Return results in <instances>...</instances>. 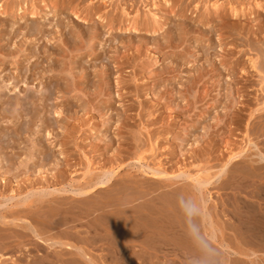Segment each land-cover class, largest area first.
Wrapping results in <instances>:
<instances>
[{
	"label": "bare ground",
	"instance_id": "bare-ground-1",
	"mask_svg": "<svg viewBox=\"0 0 264 264\" xmlns=\"http://www.w3.org/2000/svg\"><path fill=\"white\" fill-rule=\"evenodd\" d=\"M191 2L192 0H0V26L2 27V28L0 27V41L6 39L5 40L6 43V41H10L11 38L16 37L20 32L24 37L23 41L26 40L27 38L30 39V37L32 39L33 35H35L36 33H40V35L45 39V41L62 38L61 39L62 44L67 46V50L65 53L62 52L59 48H53L52 51L49 52L47 51L48 49L46 47L44 48V46L42 45L41 48H39L40 46L37 48V52H33L32 50H30L27 52V54L24 55L25 59H28L30 56L32 57L35 56L36 58V60H34V62H32L29 65V71H31L32 74H35V72H37L36 71L38 65L37 59L39 57L42 59L43 58L47 59L49 58L50 54L60 57V59H55V60L51 59L49 61V64L47 65L48 67H46L43 70V72L39 71V74L40 72L42 74L40 75L41 77H45V75H47L49 82H51V79L53 80V82L51 85L50 83L48 84L45 83L44 85H42L44 89L41 90L40 95L37 98V101L41 105V110L45 109V111L47 110L48 113H51V115L54 116L52 117L53 118L52 121L50 120V118H47L45 120L46 117L45 118L42 117L44 123V127L42 130L44 131L43 133L45 135L48 136L50 134L51 137H53V139L49 143L50 144L52 143V147L54 146L56 147L55 150L57 151V155L62 154V160L60 161H58V159L53 158L54 162L52 164L54 165L55 171H51V170L48 171V169H51L52 167L51 168L48 167L47 169V167L46 168L44 167L45 163L43 164L41 162L38 164L33 159L34 155L37 156L40 154L42 157L41 160L43 159L44 161L49 160V157L47 156L48 153L46 152V148H47L46 145L45 147L39 146L40 148L36 152V154L32 151H29L27 154H25V156L23 155L24 157L19 158L18 160L14 159L19 157L20 155V154L16 155L14 153L15 151H13L15 144L18 143L19 145L18 140L20 139V134H23V132H28L27 134L31 137L32 134H35L36 132L38 133V130L32 131L29 128L30 126L29 118L33 119L32 117H34V114L36 112L33 109H32L33 112L32 111L28 112L29 110L28 108H26L27 107L26 105L30 102H28L27 104L23 102L26 97L29 98L30 96L29 94L30 92L26 91L27 89H25V93H23L25 97L23 96L24 98H22V100H20L21 98H18L17 96L14 95H13L14 97H11V99L3 100L5 96L1 95L2 86L7 88V83H9L10 85L7 88V92L10 93V91H15V88L17 87V82L21 80L17 78L18 76L21 75L20 74L21 68H20V63L16 59L10 62L11 64H14V68L16 70V74L14 75V78H16L15 81L8 82V80L12 79L13 77L12 76L10 78L9 75L8 76L6 75L5 78L2 75L0 78V82H4L2 83L4 85L0 83V118L1 120H6L12 124V130L9 131L7 128H3V127L1 128L0 126V158L4 157L6 159V168L4 170H0V198L2 197L12 198L15 197L16 195L18 197L23 193H27L29 190L43 189L49 186H52V188H55L58 191H62L64 190L63 183L73 184L74 182H76L75 185L76 187L74 188L73 186L74 191L70 192L72 193V195H74L73 199L81 201L86 198L87 199L93 198V196H97V194H100L99 197L102 198V200L100 199L101 200L100 201L99 198L94 199V201L92 202L94 203V206L91 207L95 208L94 210L100 209L106 213L112 212L111 211L112 209L116 210L115 214L112 217L111 216L105 217L107 219L111 217V219L108 220L109 222L106 221L107 224L105 226L107 228V232L108 230L114 231L115 232L114 235L120 240L119 246L117 245H116L117 247L113 246L114 251L124 254L129 249L128 242L137 241L140 244V242L142 241L144 242V240L146 239L147 241L149 239L151 240L156 239L157 241H159L160 243L157 242L158 245L160 244L159 247L155 243L157 246L156 247L157 250L165 249L163 247L170 245L179 247V249L182 248L187 253H193V252L197 253V251L201 252L205 250L204 245L207 244V241L205 240L204 236L201 235V233L199 234L197 232L198 230L196 231L197 228L196 223L188 220L191 214L189 213L187 200L182 199V194L186 193L188 189L191 188L196 189L197 184H199V186L201 185L202 187L206 188L205 187L206 184H209L211 181H213L212 177H215V173H210L207 170L206 165L208 163L206 164V162L208 160L210 161V159H208L209 152L207 149H205L206 147L203 146V143L204 142L207 143L209 141L211 144L212 138H214V136L217 135L218 132L216 130H219L218 128L220 126L227 127L228 128L227 130L229 131V135L226 134V132L228 133V131H226L225 133H223L224 130L221 133L219 132L221 134V140L223 144L217 142L214 143V144L216 143L219 144V146H216V150L226 151L223 155L221 154L222 156L221 158L220 157L218 158L220 161V165L218 167L219 173L218 175H216L217 177L219 175L221 176V173L224 172V169L227 168L229 163L240 162V160L239 161L237 160L240 157H242L243 154L248 152L247 151L248 146H251L250 145L251 138L253 135L252 136L250 135L251 136L250 138L249 134L251 133L250 132L247 133L250 130L248 128L250 124L247 123V121L250 118V116L254 114L253 111L258 109H260L259 111H261V109H264V102L260 100L261 102H257L254 104L255 105L254 108H250L248 106L247 116L242 114L241 112L243 110H246V106L249 105L250 103V102L248 103L247 101L248 99L245 98L249 93L247 91L248 84L244 82L246 80L249 81L248 73H250L249 72L250 68H252L254 70V73L257 74L256 76H258V80L256 79L257 81L256 86L259 85V89L257 90H260L263 93V99H264V0H197L194 4L192 3L193 6L191 5L192 7L189 8ZM200 8L201 10H199ZM188 9L190 13L192 12L195 13L194 15L195 17L186 15ZM196 9L198 10L196 11ZM68 12L76 20H80L85 23H90L88 24V26L89 25L90 26L87 28L86 31H84V29L81 30V28L76 29L77 30L76 34L78 36L77 37L78 39H75L74 37V35L76 34H74L73 36L71 35L69 37L64 36V34L66 33L62 35L61 28L64 27L65 25L62 24V19L65 17L64 14H68ZM49 17H51L52 20L53 17L55 19L54 26L57 27L56 29V32H58L57 36L56 35L51 36L52 34L49 33L48 30H47V34L45 33L46 26L49 25V23L51 24V22L48 21ZM190 20L192 22H190ZM194 22L196 23L194 24ZM76 25H78V23ZM74 28L76 27L74 26ZM100 28H105L104 29L105 31L104 30L102 31L107 32L109 35H111L112 36L111 38L115 39L117 37L116 43L119 42L121 47H123V50H120L117 44L110 46L112 50H110L111 52L109 54V57L113 62V66L115 67L114 73H117L116 76L113 78L114 81L113 86L115 87L114 90H110V86L108 82L110 70H111V68H109L108 65L106 66V64L101 63L100 67H98L97 69L94 68L93 71L90 72L89 70H87V67L82 66L80 61V59H84V57L86 56H90V58L93 59L99 57L100 53L95 52V47H97L98 44H99L98 49L99 50L101 49L102 51L105 52L104 50L105 41L101 43V39H102L101 37H103L104 35L101 34ZM119 31L121 33L127 32L126 34L128 35L129 33H131V36L129 38H126L127 40H124L123 38L124 36L122 37L116 34V32ZM194 31H196V34L191 35L190 33H193ZM140 32L143 33L144 35L146 34L148 37L138 38L136 40V43H133V39L136 37V33L138 34ZM211 34L212 35L216 34L217 36L215 38V40L217 39L216 42L212 41ZM45 35L47 36L45 37ZM150 36L153 37L154 39L153 42H150ZM187 40H189L188 43L190 44H193L191 42L196 43L197 49L202 50L204 54V60L208 61V63L207 65H203V64L200 66L197 65L198 67H194L191 65L194 68L193 73L186 79L185 82L183 83L181 82L182 83L181 85H183V90H179L174 88V85L178 83V81H175L173 79L176 76V74L172 73L174 72L175 67H177L176 65H178L179 67L185 65V67H182V69L179 72L187 73L190 71V68H186V64L188 62L191 61L194 62L195 60L197 61L199 59L197 56H195V52H191L187 47L181 46L182 43ZM211 44L213 47H217V50L220 52L219 56L216 55L218 57V61H216L215 57L211 58L210 55L207 56V49L212 47ZM239 46H243L245 49L242 50V48L241 49L237 48ZM1 47L2 46L0 44V56H1L0 66H2L0 71L5 68L4 65L6 62H8L6 59L7 57L9 56L11 58L15 57L14 55L15 53L13 54L12 49H7L5 51L6 47L5 49ZM178 47H180V49H177ZM15 51L16 52L22 51L21 46L19 48H16ZM246 53L248 57L246 59L245 58L243 59L242 56L245 55ZM163 55L166 56L165 59L167 62H165V64L161 65L159 69H154V67L150 69L148 68L149 66H153L154 63L159 61L157 58L158 56L163 57ZM190 56L192 57V59H190ZM146 58L150 59V61L149 62L143 61V59ZM76 67L80 68V73L75 72L74 69H76ZM126 67L130 68L129 70L130 72L129 73L127 72L128 74L125 76L123 72ZM139 67L142 68L144 72L149 73L147 79L145 78L146 75L145 73L144 74L143 72L140 73ZM222 70L225 71L224 76L228 77L229 79L228 81H226L227 84L225 86L223 85L224 83L222 84V82L221 83L219 82L220 81L219 76L220 75L223 76ZM64 74H69L70 80L66 79L67 77L65 78ZM215 77H217L215 80L216 83H213ZM27 79H28L27 83H29L32 82V80L35 78L32 75ZM138 80L144 81L141 86H139L138 82H135ZM241 80L244 81L242 82ZM200 81L202 82L201 84H203L201 92L203 91L204 97L210 96V99H212L211 106L207 105L208 107L205 106V109L203 108L201 109L202 115L203 113L205 114L209 113L208 109L210 107L211 109L213 108V110L214 109L217 110V107L221 103H222L221 108L224 109V112L221 115H219V113H217L216 115L215 113L213 124L212 122L211 124L208 123L205 124L203 122L204 120L203 119L201 120L199 118H195V119L191 118L190 120L187 118L188 121L190 122L188 124L186 123V125L182 128L184 131L183 133L185 135V138H182L181 133H179L181 131L179 130L173 131L174 128L176 127V124L178 125V123L177 122L172 123L170 121H167V119L164 118L165 116H163L162 114L165 109L174 110V104H175L174 100L177 97L180 98L181 100L183 99L185 100V102L182 104L181 107H187V108L180 109L179 107L180 111L170 110L172 113L173 112L175 113L173 115H171L172 113L169 114L174 118L179 115L181 116L188 113L193 108V105L196 102H200L201 100L199 95L195 96L193 93L197 83ZM168 84L170 85L169 88L166 87ZM161 85L163 88L160 90L159 87ZM50 86H52V89ZM54 89L60 93L61 101L53 104L52 105L53 107H51V105L48 106L47 99L49 98V96L52 93V90ZM215 89H216L215 95L211 96V92ZM19 90H20L19 87H17V92ZM141 90H143V93L141 92ZM221 90H223L224 94L221 92ZM103 94L106 95V98L103 100L99 99V97ZM141 94H143V96L145 97H143V99L140 100L137 99V102L135 104L127 102L129 100L128 95L135 96L138 98V96H140ZM114 96H116V99H114ZM161 97L164 98L163 103L160 102ZM30 98L33 97L30 96ZM145 98H149L150 100L148 101ZM226 100L228 102H225ZM113 101H118L120 103L119 105L121 108L120 114H118V117L113 121V122H117L116 129L115 131H113L114 135L117 136L116 140H113L112 136L111 137L107 136L110 133L106 134V131L111 126V125L105 126L107 123H110L109 122L110 116H107L106 118L103 117L107 111L111 113ZM246 101L248 104L246 103ZM148 102L150 103L148 104ZM72 105H75L77 108H79L78 110L82 111V113H80L79 116H73L74 114L68 113ZM103 109H105V111H99ZM64 110L65 113H63ZM94 110L98 111L97 115L91 113V111ZM155 113L157 115L151 117ZM27 114L29 118L26 119L27 121L25 125L21 126V123L24 122V121L23 122L20 121L22 118L21 116L22 115L27 116ZM86 114L89 115L87 116V120H84L86 118H83V116ZM196 114L198 113H195V115ZM202 115L198 114L197 116L201 117ZM243 115L246 117H244ZM263 116L260 117L263 118ZM97 117H100V119L95 120V118ZM92 119H94L95 121H93ZM131 119H133V121L134 120L137 121V123L135 124L133 123L134 126L129 123V120ZM183 120L185 121V119ZM53 122L56 124L55 127L51 126ZM259 122L258 123L251 122V124H253L250 125L252 127L251 130H253V133L255 134H257L258 130L260 131V133L264 132V122L263 121H262L263 123L261 121ZM88 123L89 126L87 127V129L86 128L84 129L85 127L84 125ZM202 123H204L205 125L203 124L204 126H202ZM240 123H243L241 125H245V127L242 128V130H240V132L242 133L243 141L237 143L236 141H234L232 136L235 135L234 130H237ZM110 124H112V122ZM197 124L201 125L200 128L201 127L204 128L203 130L204 132L203 133L201 132L202 134L201 136H199V140L201 141L196 140L195 137L194 138L191 137L192 135L194 136V131L196 130ZM230 125H233L232 128L230 127ZM102 126H104L103 129ZM209 127L212 128V130L208 132ZM57 128H59L60 131L59 132L54 131L53 133V130ZM247 128L249 129L248 131ZM29 129L31 131H29ZM213 130L215 133L212 134ZM98 131H102L100 132V134L102 133L103 135L102 137L104 138L103 139L99 138V140H102V143H99V141L98 142L93 141V136ZM77 133H81V135H83V137H81V141H84L83 143L82 142L80 143L79 140L77 139L78 138ZM175 140L179 142L178 143L176 142L174 145L173 143L175 142ZM184 140L186 141L187 144H189L190 148H188L189 147L188 146L187 147L188 149H186V145H185V149H184V146L183 147L181 146ZM114 141H117V146L112 148ZM31 142L32 145H36L34 140H32ZM193 144L195 146H193ZM165 146L167 147V150L165 152L156 153V151H158L159 148L161 147L163 148ZM85 147H88V149L87 148L85 149ZM8 148H10V150L12 151L10 156L6 155V150ZM73 149L74 151L77 152V155L79 157L78 160L71 163L69 161L70 159L72 160L70 155L72 154L71 151ZM109 150L111 152V155L106 156L105 154ZM178 151L181 152V156L183 155V157L181 158V160L179 159L180 163H178L177 161L175 162L176 164H174L171 167L164 166V163H162V161L158 157L161 154L166 153L169 154L170 157L173 159L174 156L178 154ZM210 154H212V152H210ZM56 157L59 158L58 156ZM178 157H180L179 154ZM248 158L249 157L246 156V160H248ZM126 159L128 160L133 159L135 160V162H138V164H141L142 167L143 164H145V167H147L146 170L140 168L139 169L140 172L142 170V172L144 173V174L142 173L144 176V182L148 181L147 188H150L151 191H156L162 187L164 188V187L172 186L176 182L174 180V177H176V175L182 174L184 179V184L181 187H173L171 193V194H175V198L177 201L179 200V202H177L176 204L175 203L176 200L175 201L173 200L172 202H174L175 204L174 203L172 204L171 198L169 197L170 203L168 202L169 200L167 199L168 200L167 202L169 204L166 206V208L163 205H161L165 209L164 210L162 209L160 211L156 210L157 208L155 209L154 208L155 206L153 207V205L151 206L149 205V203H144V202L142 203L139 202L140 204L138 205L136 204L135 207L131 206L134 208H129L130 206H128L127 204L128 203L130 204V202H133L135 199H137V196L136 197L133 196L132 198H127L128 196L126 194H124L126 197L121 194L123 197H120L119 199L116 200L115 196H118L119 194L118 195L114 194V192L113 194L112 193L110 194V192L107 193L109 191L106 190L108 184L110 183L111 185L112 179L119 175V168L122 166V164ZM186 159H190V160H186ZM241 161L244 160L241 159ZM258 161H264V156H261L260 153L258 154V159H256L255 163H257ZM217 164L219 163L217 162ZM217 164L216 167L218 166ZM28 165L31 168H33V171L35 169V172L37 174L42 175L44 173L42 175L43 178H41L42 176H40V178L38 176L31 178L32 175L30 176V172H32V170L31 168H29ZM75 165H77V167H75ZM252 165L253 163L250 164V167ZM191 166L193 167L190 168ZM256 166L257 165H255V167ZM246 169L247 168H244V170L242 171L245 173V175L246 173L249 172L248 169L247 170ZM94 170L106 174L101 178H97L98 176H96V179H94L96 173L91 174V172ZM77 171L80 172L76 178L69 176L70 174H73L72 172H77ZM250 171L252 172V170ZM19 172L23 173V175L21 174L22 176L18 178L17 176L19 175H17V173L19 174ZM47 174L51 176L50 180L49 178H47ZM24 176L25 178H23ZM86 177L88 178L86 179ZM178 178L181 177L178 176ZM145 179L147 181H145ZM261 185L260 184L256 185L257 190L255 189L256 190L255 192L252 191L254 192V196H258L260 190L264 191L263 190L264 188L262 189V187L264 186ZM135 194L140 196L139 193H135ZM260 194L262 195L263 193ZM160 195L161 194H159V198L162 197ZM172 196L174 197V195ZM16 200L17 199L15 198L16 203L14 202L13 205L24 204L26 206H29L30 203H32V201L30 200L29 202L26 201L17 202ZM38 200L40 202L43 199L42 200L38 199ZM161 201H163V199ZM165 201L166 199L163 202ZM95 203H97V205H95ZM120 204L122 205L121 207ZM192 204L194 206L193 208L198 211L199 202L196 196L193 194H192ZM242 207H244V205ZM161 208L162 207H160V209ZM239 208L238 209L236 208L237 210L235 211L233 210V212L237 216L235 217L236 218L235 221L237 222L236 228L241 229L243 233V236L240 233V238L246 237L247 239L245 240L247 241V243L248 241L252 243L253 239L264 240V218H262L259 212L255 210L256 208L254 207L253 203L250 201L245 202L244 208L246 210L244 213H242L239 210ZM55 212L57 214V211ZM23 213L24 215H27L30 212H28L27 214L25 212ZM206 213H203L201 215V222L205 220V216L206 217L211 216L209 214L207 216ZM20 214H21L20 210L17 209L14 210L12 208L9 209L8 211L6 210H3V212L1 211L0 230L3 227L5 228L9 226L10 228L11 225L19 226L18 228L22 227L25 230L31 227L30 224L33 220L35 221V223L36 222L39 223L38 219H36L35 217H33L34 219L30 218L31 221L29 222V220L26 219L27 218L26 216L22 217ZM178 214H180L181 216L180 215L178 216ZM28 217H32V215ZM76 218L77 219L71 220V222L62 219L58 221L55 220L54 225L63 226V224L68 225L69 223L75 222L69 224V228L71 229L75 227L76 221L81 219V218L78 219V217ZM210 218L211 217H209V219ZM1 225H3V227ZM222 225L221 222H218L217 220L215 221L209 220L206 226L204 225L203 231L206 237H208L211 240L212 242L211 245L214 244L220 247V249L222 248L226 250L228 254L235 255L234 257L235 260L241 261L242 256L248 255L247 252L241 246L237 245L235 248H231L228 245V243L224 242L220 238L218 239L215 236L216 231L221 232V229L223 228ZM9 228L5 230H8ZM43 228L42 229L39 228V230L42 232ZM30 229L32 228H29V230ZM54 229H56V227ZM75 230H76L75 232L78 233L77 232L78 228H75ZM38 232L34 234L32 233L31 230L32 233L31 236L35 235L37 237L35 239H38V240L34 239L35 240L34 245L36 247L40 242L41 243L43 242V243H48L50 247L51 246L54 247V245L59 246V249L58 250L56 249L58 253L66 252L71 255H78V256L80 253H82L78 245H76L74 241L71 242L68 239L73 238L74 240L76 239V241L77 240L82 241L83 239H80L81 237L75 236L74 235L75 233L71 231L70 232L60 231L61 233L58 232V230L56 232L52 231L51 232L52 234H49V236H45L44 238L40 237L39 235H41V233L38 234ZM62 234L66 238L67 237L69 238L67 240L66 239L63 240ZM1 235L3 237H1ZM1 235L0 237L3 238L4 241L5 239L4 237L7 236H4L5 234H1ZM12 235L19 236V233L15 232L14 229ZM47 240L50 241L47 242ZM6 241H4V243L1 244L0 247L1 249L7 250L9 246L12 247V245L6 244L5 243ZM153 241L155 242V240ZM146 248H148V246ZM172 250L174 249L172 248ZM216 250L215 249L212 250L214 254L217 253ZM140 252L142 251L140 250ZM137 253L139 252L137 251ZM146 253H149V251ZM9 254L0 253V263H4L10 260L12 263L20 264L19 261L16 259V257L13 258V256ZM81 255L82 254H80V256ZM185 255L187 256V254ZM141 256L139 257L141 258ZM92 261L89 262L92 263ZM237 262L238 261H234V263L231 264H239ZM68 263L83 264L75 256H72L69 259Z\"/></svg>",
	"mask_w": 264,
	"mask_h": 264
},
{
	"label": "rangeland",
	"instance_id": "rangeland-1",
	"mask_svg": "<svg viewBox=\"0 0 264 264\" xmlns=\"http://www.w3.org/2000/svg\"><path fill=\"white\" fill-rule=\"evenodd\" d=\"M197 0H195V1H193L192 0V2H191V4H190V6H189V8H191L193 5H192V3L194 4L195 2H196ZM192 5V6H191ZM198 9H196V11H197ZM199 10H201V8L199 9ZM65 15V17L62 19V24L64 25V27H62L61 29H62V35L64 34V33H66V34H64V36H66V37H69V36H73L74 34H76L77 32V28H81V30H83L84 29V31H86L87 30V28L90 26H88V24H90V23H85V22H82V21H80V20H76L75 18H73L72 17V15L71 14H69V12H68V14H64ZM186 15L187 16H191V17H195L194 15H195V13L194 12H192V13H190V11H189V9L187 10V12H186ZM50 18V19H49ZM48 18V21H50L51 22V24L49 23V25H47L46 26V31H45V33L47 34V30H48V32L49 33H51L50 35L51 36H57L58 35V32H56V29H57V27H55L54 26V24H55V19H54V17H53V20H52V18L51 17H49ZM47 21V20H46ZM45 21V22H46ZM68 21H70V22H68ZM73 21V22H72ZM78 21V22H77ZM190 22H192L191 20H190ZM78 23V25H76ZM196 22H194V24H195ZM76 27V28H74V26ZM81 25V26H80ZM52 26V27H51ZM1 27V26H0ZM2 28V27H1ZM105 28H100V32H101V34H103L104 36L103 37H101L102 39H101V43L103 42V41H105L103 44H104V50H105V52L104 51H102L101 49L99 50L98 49V46H99V44H98V46L97 47H95V52L96 53H100V56L99 57H97L96 59H93V58H90V56H86V57H84V59H80V61H81V64H82V66L83 67H87V70H89L90 72L91 71H93V69L95 68V69H97L98 67H100L101 66V63L102 64H106V66L108 65V67L109 68H111V70H110V75H109V79H108V82H109V86H110V90H114L115 89V87L113 86L114 84H113V78L116 76V74L117 73H114V71H115V67L113 66V62L111 61V58L109 57V54H110V50H112V48H110V46H112V45H116L117 44V46L119 47V49L120 50H123V47H121V45H120V43L119 42H117L116 43V38L114 39V38H111L112 36L111 35H109L107 32H104L105 30H104ZM102 30H104V31H102ZM54 32V33H53ZM56 32V33H55ZM103 32V33H102ZM127 32H124V33H121L120 31L119 32H116V34H118V35H120V36H124L123 38H124V40H127L126 38H129L130 36H131V33H129V35L128 34H126ZM70 34V35H69ZM191 35H195L196 34V31H194L193 33H190ZM108 35V36H107ZM212 35V34H211ZM6 36V35H5ZM47 35H45V37H46ZM102 36V35H101ZM128 36V37H127ZM34 37V38H33ZM33 37H32V39H31V37H30V39L29 38H27L26 40H24L23 41V36H22V33L20 32V33H18V35L16 36V37H13V38H11V40L10 41H6V43H5V40H3V41H0V44H1V46L5 49V47H6V49H5V51L7 50V49H12L13 50V54L15 55V57L13 58H11L10 56L9 57H7L6 59H7V61L9 62H6L5 63V65H4V71L3 70H1L0 71V78H1V76L3 75L4 76V78L6 77V75L8 76H10V78L12 77V79H9L8 80V82H10V81H15V79L16 78H14V75L16 74V70H15V68H14V64H11L10 62H12V61H14L15 59L20 63V68H21V75L20 76H18L17 78H19V79H21L20 81H18L17 82V87H19V91L17 92V87L15 88V91H10V93L9 92H7V88H8V86L10 85L9 83H7V88H5V87H3L2 86V89H1V95L2 96H5L4 97V99L3 100H6V99H11V97H14V96H17L18 98H21L20 100H22V98H24L25 97V95L23 94V93H25V89H27L26 91L27 92H30L29 94H30V96H32L33 98H30V96H29V98H25V100L23 101L25 104H27L28 102H30V103H28L26 106V108H28V112H30V111H32V109L33 110H35V114H34V117H32L33 119H30L29 118V116H28V114H27V116L25 115V116H21L22 118H21V122H23V123H21V126H23V125H25V123H26V119H28L29 118V128L32 130V131H36V130H38V133L36 132L35 134H32V136L30 137L27 133L28 132H23V134H20V139L18 140V142H19V145H18V143H16L15 144V147H14V149H13V151H15L14 153L17 155V154H20L19 155V157H17V158H14L15 160H18L19 158H22V157H24L25 156V154H27L29 151H32V152H34L35 154H36V152L39 150V146H44L45 147V145H46V152L48 153V157H49V160H47V161H44V159L43 160H41L42 159V157H41V155L39 154V155H34L33 156V159L35 160V162L36 163H45L44 164V167L46 168L47 167V169H48V167L49 168H51V169H48V171L49 170H51V171H55V169H54V165L52 164L53 162H54V159H58V161H60V160H62V154H58L57 155V151L55 150L56 149V147L54 146V147H52V143L50 144L49 142L53 139V137H51V135L49 134L48 136L47 135H45L43 132V127H44V123H43V118H45V120L47 119V118H50V120L52 121L53 120V118L52 117H54L53 115H51V113H48L47 112V110L45 111V109H43V110H41V105H40V103L37 101V98L39 97V95H40V92H41V90H43L44 89V87L42 86V85H44L45 83H50V85L52 84V82H53V80L51 79V82H49V79H48V77H47V75H45V77H41L40 75H42L41 74V72H40V74H39V71H42L43 72V70L46 68V67H48L47 65L49 64V61L52 59V60H55V59H60V57H58V56H54L53 54H50V56H49V58H47V59H42V58H38L37 60H38V65H37V72H35V74H32V72L31 71H29V65L32 63V62H34V60H36V58H35V56H30L28 59H25V57H24V55L25 54H27V52L28 51H30V50H32L33 52H37V48L39 47V48H41V46L43 45L44 46V48L46 47L48 50L47 51H49V52H51L52 51V49L53 48H59L62 52H66V50H67V46L66 45H64V44H62V42H61V39L62 38H60V39H51L50 41H45V39L40 35V33H36L35 35H33ZM61 37H63V36H61ZM74 37H75V39H78L77 37V34L76 35H74ZM111 38V39H108V38ZM147 38L148 36L145 34H143V33H136V37L133 39V43H136V40L138 39V38ZM161 37V36H160ZM217 36H216V34H213L212 35V41H214V42H216V40H215V38H216ZM113 39V40H112ZM58 40V41H57ZM59 40H60V42H59ZM112 40V41H111ZM153 37L152 36H150V42H153ZM162 40V39H161ZM18 41V42H17ZM23 41V42H22ZM126 42V41H125ZM189 42V40H187V41H185V42H183L182 43V45L181 46H185V47H187L191 52H195V56H197L199 59L196 61H194V62H188L187 64H186V68H190V71L189 72H187V73H185V72H179L181 69H182V67H185V65H182V66H178V65H176L177 67H175V70H174V72H172L173 74H176V76L173 78L175 81H178V83H176L175 85H174V88L175 89H179V90H183V85H181L183 82H185L186 81V79L193 73V70H194V68L192 67V66H194V67H198V66H200V65H207V63H208V61H205L204 60V54H203V52H202V50L201 49H197V45H196V43L195 42H191V43H193V44H190V43H188ZM8 43V44H7ZM20 43H21V45H20ZM195 43V44H194ZM14 45V46H13ZM195 45H196V47H195ZM17 46V47H16ZM21 46V49H22V51H18V52H16L15 51V49L16 48H19ZM57 46V47H56ZM211 46H212V44H211ZM1 47V48H2ZM194 47V48H193ZM110 48V49H109ZM237 48H242V50L243 49H245L243 46H239V47H237ZM237 48H235V49H237ZM4 49H3V51H4ZM26 49H27V51H26ZM177 49H180V47H178ZM196 49H197V51H196ZM36 50V51H35ZM218 50H217V47H210L209 49H207V56H211V58L212 57H215V59H216V61H218V57L217 56H219V54H220V52L218 53L217 52ZM19 53V54H18ZM18 54V55H17ZM104 55V56H103ZM217 55V56H216ZM1 57V56H0ZM51 57V58H50ZM165 57L166 56H164L163 55V57L162 56H158L157 58H158V60L159 61H157L156 63H154V65L153 66H149L148 68L150 69V68H152V67H154V69H159L160 67H161V65H163V64H165V62H167L166 61V59H165ZM248 57V55H247V53L245 54V55H243L242 56V58L244 59H246ZM108 58V59H107ZM101 59V60H100ZM190 59H192V57L190 56ZM27 60V61H26ZM43 60V61H42ZM91 60V61H90ZM108 60V61H107ZM105 61H106V63H105ZM143 61H145V62H149L150 61V59H143ZM23 62V63H22ZM28 62V63H27ZM161 63V64H160ZM12 65H13V68H12ZM192 65V66H191ZM198 65V66H197ZM173 66H174V64H173ZM1 67L2 66H0V69H1ZM27 67V68H26ZM249 69V68H248ZM251 69V70H250ZM249 69V72L250 73H248V79H249V81H244V80H241L242 82L244 81L245 83H247L248 84V88H247V91H248V95L245 97L246 99H248L247 101H248V103H249V105H247L246 106V110H243L241 113L242 114H244V115H246L247 116V114H248V110H247V108H248V106L250 107V108H254L255 107V103H257V102H264V99H263V93L260 91V90H257V89H259V85H257L256 86V84H257V81H256V79L258 80V76H256L257 74L256 73H254V70L252 69V68H250ZM75 70V72H79L80 73V68L79 67H76V69H74ZM79 70V71H78ZM130 68H128V67H126L125 69H124V72H123V74L126 76L130 71ZM142 68H140L139 67V71H140V73H142L143 72V74L145 73L146 75H145V78L147 79L148 78V76H149V73H147V72H144V70H142ZM253 70V71H252ZM128 72V73H127ZM224 70H222V73H223V76L222 75H220L219 76V78H220V83L222 82V84L225 86L227 83H226V81H228L229 79H228V77H226V76H224ZM30 74H32L33 75V77L35 78V79H33L32 80V82H29V83H27V78H29L30 76H32V75H30ZM24 76H25V78H24ZM139 76V75H138ZM147 76V77H146ZM38 79H37V78ZM64 77L66 78V79H68V80H70V75L69 74H64ZM42 78V79H41ZM46 78V79H45ZM216 78L217 77H215L214 78V81H213V83H216ZM227 78V79H226ZM24 79H25V81H24ZM40 80V81H39ZM145 80V79H144ZM253 80V81H252ZM211 81V80H210ZM210 81H209V83H210ZM41 82V83H40ZM135 82H138V84H139V86H141L142 85V83L144 82L143 80H138V81H135ZM182 82V83H181ZM1 84L2 83H4V82H0ZM6 83V82H5ZM202 82L200 81V82H198L197 83V85H196V88L194 89V95L196 96H198L199 95V97L201 98V100H200V102H196L194 105H193V108L188 112V113H186L185 115H179V116H177V117H172L171 115H173L175 112H171V111H180V109H185V108H187V107H181L182 106V104L185 102V100L183 99V100H181L180 98H176L175 100H174V110H171V109H168V110H164V112H163V116H165L164 118L165 119H167V121H170V122H172V123H174V122H177L178 123V125L176 124V127L174 128V130L173 131H175V130H179V131H181V132H179V131H177V132H179V133H181V137L182 138H185V135H184V131H183V127L186 125V123L188 124L190 121H188V119L190 120L191 118L192 119H195V118H199V119H203L204 121V123L206 124V123H208V124H211V122H212V124H213V122H214V116H215V113H216V115H217V113H219V115H221L223 112H224V109H222L221 108V105H222V103L217 107V110L216 109H214L213 110V108L211 109V107L208 109V111H209V113H203V115H202V113H201V109L203 108V109H205V106H211V100L212 99H210V96L208 97V96H205L204 97V93H203V91L201 92V89H202V86H203V84H201ZM251 83V84H250ZM250 84V85H249ZM2 85H4V84H2ZM51 87V89H52V86H50ZM132 87V86H131ZM130 87V88H131ZM167 88H169L170 87V85L168 84L167 86H166ZM24 88V89H23ZM42 88V89H41ZM163 87H162V85L159 87V89L161 90ZM255 90H257V91H255ZM225 91V90H224ZM260 91V92H259ZM17 92V93H16ZM141 92L143 93V90H141ZM221 92L223 93V90H221ZM14 93V94H13ZM215 93H216V89L215 90H213L212 92H211V96L212 95H215ZM260 93V94H259ZM4 94V95H3ZM224 94V93H223ZM14 95V96H13ZM260 95V96H259ZM8 98H7V97ZM9 96H10V98H9ZM24 96V97H23ZM55 96V97H54ZM59 96V97H58ZM128 97H129V100L127 101L128 103H133V104H135L136 102H137V99L138 100H140V99H143V97H145V96H143V94H141L140 96H138V98L137 97H135V96H130V95H128ZM106 98V95L105 94H103V95H101L100 97H99V99H105ZM261 98V99H260ZM27 99V100H26ZM114 99H116V96H114ZM146 100H150L149 98H145ZM224 99V98H223ZM28 100H31V101H28ZM50 100V101H49ZM228 100V99H227ZM225 101V102H228V101ZM261 100V101H260ZM61 101V97H60V93L59 92H57L55 89L54 90H52V93H51V95L49 96V98L47 99V104H48V106L49 105H51V107H53L52 105L53 104H55V103H58V102H60ZM247 101H246V103H247ZM50 102V103H49ZM126 102V103H127ZM160 102L161 103H163L164 102V98H160ZM208 102V103H207ZM150 102H148V104H149ZM247 103V104H248ZM120 103L118 102V101H113V103H112V111H111V113L109 112V111H107L105 114H104V118H106L107 116H110V123L112 122V124H110V123H107L105 126H110L109 127V129L106 131V134H108V133H110V134H108L107 136L108 137H111L112 136V139L113 140H116L117 139V136H115L114 135V132L113 131H115V129H116V125H117V122H113L117 117H118V114H120V111H121V108H120V105H119ZM253 104V105H252ZM119 105V106H118ZM176 105H178V106H176ZM30 108H29V107ZM207 106V107H208ZM119 107V108H118ZM179 107H180V109H179ZM71 109H69V112L68 113H70V114H74L73 116H79L80 115V113H82V111L81 110H78L79 108H77L75 105H72L71 107H70ZM77 112H76V111ZM171 110V111H170ZM216 110V111H215ZM260 109H258V110H255V111H253V113L254 114H252L251 116H250V118L248 119V121H250V122H248L247 121V123H249L250 125H253V124H251V122H259V121H263L264 122V116H263V114H264V109H261V111H259ZM45 111V112H44ZM99 111H105V109H103V110H99ZM33 112V111H32ZM117 112V113H116ZM133 112V111H132ZM214 114H212V113ZM257 112V113H256ZM63 113H65V110H64V112ZM79 113V114H78ZM91 113L92 114H94V115H97L98 114V111L97 110H94V111H91ZM171 115H170V114ZM195 113H198L199 115H202L201 117L200 116H197L198 114H196L195 115ZM263 113V114H262ZM168 116H167V115ZM191 114V115H190ZM261 114V115H260ZM89 114H86V115H84L83 116V118H86V119H84V120H87V116H88ZM155 115H157L156 113L153 115V116H151V117H154ZM208 115V116H207ZM210 115V116H209ZM213 115V116H212ZM243 115V116H244ZM259 115V116H258ZM62 116V115H61ZM246 116H244V117H246ZM259 118H258V117ZM260 116H263V118L262 117H260ZM24 117H25V119H24ZM27 117V118H26ZM43 117V118H42ZM60 117V116H59ZM205 117V118H204ZM211 117V118H210ZM213 117V118H212ZM188 118V119H187ZM252 118H254V119H252ZM261 118V119H260ZM96 119H100V117H97V118H95V120ZM183 119H185V121L183 120ZM252 119V120H251ZM259 119V120H258ZM263 119V120H262ZM93 121H95L94 119H92ZM91 120V121H92ZM174 120V121H173ZM178 120H179V122H178ZM258 120V121H257ZM90 121V122H91ZM135 121V122H134ZM133 121V119H131V120H129V123L131 124V125H133L134 126V124L135 123H137V121L136 120H134ZM182 121V122H181ZM188 121V122H187ZM181 122V123H180ZM262 122V123H263ZM3 123V124H2ZM33 123V124H32ZM134 123V124H133ZM183 123V124H182ZM185 123V124H184ZM204 123H202V126H204L205 124ZM260 123V122H259ZM204 124V125H203ZM241 124H243V123H240V125L238 126V128H237V130H239V131H237V130H234L235 131V135L234 136H232L233 137V139H234V141H236L237 143L239 142H242L243 141V139H242V133L240 132V130H242V128H244L245 127V125H241ZM6 125V126H5ZM183 125V126H182ZM249 125V129L247 128V133H251V134H249V136L251 135H253L252 136V138H251V136H250V138H251V146H248V149H247V151L248 152H246L245 154H243L242 155V157H240L237 161H239L240 160V162H232V163H229L228 164V166H227V168H225L224 169V172L223 173H221V176L219 175L218 177L216 176V175H218V173H219V169H218V167H219V165H220V161H219V157L221 158L222 156H221V154L223 155L226 151L225 150H216V146H219V144H217V143H221V144H223L222 143V140H221V132L224 130V132L223 133H225L226 131H228L227 129V127H224V126H220L218 129L219 130H216L219 134H220V137H219V134L217 133V135L216 136H214V138H212V141H211V144H210V142L208 141L207 143H203V146H205L206 148L205 149H207L208 150V152H209V154H208V159H210V161L208 160L207 162H206V166H207V170H208V172H210V173H215V177H212L213 179V181H211L209 184H206V188H204V187H202L201 185L199 186V184H197L196 185V189H194V188H191V189H188V191L186 192V193H183L182 194V199L183 200H187V206L189 207V213L191 214L190 216H191V218H194V219H191L190 218V216H189V218H188V220H190V221H192V222H194V223H196V231L200 234L201 233V235H203L204 236V238H205V240L207 241V244L206 245H204V249L205 250H203V251H197V253H195V252H193V253H187L184 249H182V248H180L179 249V247H176V246H165V247H163V248H165V249H161V250H157L156 249V247L158 246H160V244L158 245V243L157 242H159V241H157L156 239H149L148 241H147V239L146 240H144V242L142 243V242H140V244H139V242H137V241H133V242H128V247H129V249L123 254V253H119V252H116V251H114L113 249H114V247L117 245V246H119V244H120V240L114 235V231H112V230H108V232H107V228H106V224H107V222H109L108 220L109 219H111V217L115 214V212H116V210H111L112 212H108V213H106V212H104V211H102V210H100V209H96V210H94L95 208H93V207H91V206H94V203H92L93 201H94V199H98L99 198V200L101 199L102 200V198H100L99 196H100V194H97V196H93V198H90V199H84V200H81V201H78V200H75V199H73L74 198V195H72V193H70V192H73L74 191V189H73V186H74V188L76 187L75 185H76V182H74L73 184H68V183H63V188H64V190H62V191H58L57 189H55V188H52V186H49V187H45V188H43V189H32V190H29L27 193H23V194H21V195H19L18 197H17V195L15 196V197H12V198H7V197H2V198H0L1 200H0V212L2 211L3 212V210H6V211H8L9 209H17V210H20V212H21V216L23 217H27L26 219H28L29 220V222L31 221V219H34L33 217H35L36 219H38V221H39V223L38 222H36L35 223V221L33 220L32 222H31V227H29V228H32V229H30L29 230V228H27V229H23L22 227H20V228H18L19 226H10V228H9V226L8 227H3V225H1L3 228L0 230V235L1 234H5L4 236H7V237H4L5 239H4V241H6L5 243L6 244H9V245H12V247L11 246H9L8 247V249L7 250H4V249H1L0 248V253H4V254H9V255H12L13 256V258H15L16 257V259L19 261V263L20 264H69L68 263V261H69V259L72 257V256H75L77 259H79L83 264H231V263H234V261H238L237 263H239V264H264V240H260V239H253V241H252V243L251 242H249L248 241V243H247V241L245 240V239H247L246 237L245 238H240V233H241V235L243 236V233H242V230L241 229H238V228H236V218L235 217H237L236 216V214L233 212V210L235 211V210H237L239 207V210L242 212V213H244L245 212V202H247V201H250V202H252L253 203V205H254V207L256 208L255 210H257L258 212H259V214L261 215V217L262 218H264V212H262V211H264V191H262V190H260V193H263L262 195L259 193V195L258 196H254V192L257 190V186L256 185H261V186H264V161H258L257 163H255V161H256V159H258V154L260 153V155L261 156H264V132H261L260 133V131L258 130V132H257V130H256V132H257V134H255V133H253V130H251L252 129V127ZM0 126H1V128L3 127V128H7L8 129V131L9 130H12V124L11 123H9L8 121H6V120H1V118H0ZM51 126H53V127H55L56 126V124L53 122L52 123V125ZM85 127H84V129L86 128L87 129V127L89 126V123L88 124H86V125H84ZM200 126L201 125H199V124H197V126H196V130L194 131V136L192 135L191 137L192 138H196V140H199V136H201V134L204 132L203 130H204V128H200ZM232 126L233 125H230V127L232 128ZM242 126V127H241ZM248 126V125H247ZM246 126V127H247ZM103 127L104 126H102V129H103ZM229 127V128H230ZM41 128V129H40ZM179 128V129H178ZM210 128V127H209ZM208 128V132L210 131V130H212V128H210L209 129ZM29 129V131H31ZM215 129V128H214ZM40 130V131H39ZM54 131H56V132H59L60 131V129L59 128H57V129H54L53 130V133H54ZM233 131V132H234ZM255 131V130H254ZM100 132H102V131H98L94 136H93V141H96V142H98L99 141V143H102V140H99V138H101V139H103L104 137H102L103 135H102V133L100 134ZM202 132V133H201ZM52 133V134H53ZM175 133V132H174ZM213 133H215L214 132V130H213V132H212V134ZM236 133H237V135H236ZM239 133H240V135H239ZM39 134V135H38ZM183 134V135H182ZM226 134L227 135H229V131H228V133L226 132ZM22 135V136H21ZM45 135V136H44ZM40 136V137H39ZM77 136H78V140H79V142L81 143H83L84 141H81V137H83V135H81V133H77ZM236 136V137H235ZM238 136V137H237ZM44 137V138H43ZM94 137H95V139H94ZM190 137V138H191ZM255 137V138H254ZM32 138V139H31ZM106 138V137H105ZM218 138H219V140H218ZM240 138V139H239ZM31 139V140H30ZM76 139V140H77ZM200 139H201V137H200ZM232 139V138H231ZM238 141H237V140ZM32 140H34L35 141V143H36V145H32ZM77 140V141H78ZM221 140V141H220ZM252 140H253V142H252ZM159 141H161V140H159ZM199 141H201V140H199ZM219 141V142H218ZM178 143L179 141H177V140H175V142L173 143L174 145H175V143ZM189 142H190V140H189ZM215 142H217L216 144H214ZM38 143V144H37ZM208 144V145H207ZM221 144H220V146H221ZM253 144V145H252ZM185 145H186V149H188V148H190V146H189V144H187L186 143V141L184 140V142H183V144L181 145L182 147L184 146V149H185ZM117 146V141H114V143H113V145H112V148L113 147H116ZM189 146V147H188ZM193 146H195L194 144H193ZM52 147V148H51ZM188 147V148H187ZM252 147V148H251ZM88 149V147H85V149ZM20 149V150H19ZM178 149V148H177ZM219 149H221V148H219ZM9 150V151H8ZM167 150V147L165 146V147H161V148H159L158 149V151H156V153H158V152H165ZM221 151V152H220ZM11 150H10V148H8L7 150H6V155H8V156H10L11 155ZM50 152V153H49ZM210 152H212V154H210ZM71 155H70V157L72 158V160L70 159V161L69 162H71V163H73V162H75L76 160H78V155H77V152L76 151H74V149L71 151ZM254 153V154H253ZM178 154H179V156L180 157H178ZM178 154L176 155V156H174V158L172 159L171 157H170V155L169 154H161L160 156H158L159 157V159L162 161V163H164V166H167V167H171V166H173L174 164H176L175 162H177L178 161V163H180V160H181V158L183 157V155L181 156V152H179L178 151ZM216 156H215V155ZM220 154V155H219ZM251 156H249V155ZM24 155V156H23ZM106 156H110L111 155V152H110V150L105 154ZM168 155V156H167ZM13 156H15V155H13ZM56 156H58L59 158H57ZM76 156V157H75ZM246 156L247 157H249L248 158V160H246ZM56 157V158H55ZM54 158V159H53ZM77 158V159H76ZM215 158V159H214ZM1 160H0V170H4L5 168H6V159L4 158V157H1L0 158ZM178 159V160H177ZM180 159V160H179ZM241 159L242 160H244V161H241ZM253 159V160H252ZM186 160H190V159H186ZM221 160V159H220ZM252 160V161H251ZM255 160V161H254ZM166 161V162H165ZM169 161V162H168ZM253 163V165L250 167V164H252L251 162ZM210 162V163H209ZM217 162L219 163V164H217ZM247 162V163H246ZM249 162V163H248ZM255 163V164H254ZM47 164V165H46ZM209 164H211V165H209ZM216 164L218 165L217 167H216ZM230 164H231V166H230ZM46 165V166H45ZM213 165V166H212ZM234 165V166H233ZM255 165H259L258 167L256 166L255 167ZM29 166V165H28ZM249 166V167H248ZM262 166V167H261ZM65 167H67V166H65ZM75 167H77V165H75ZM193 166H191L190 168H192ZM235 167V168H234ZM29 168H31L30 166H29ZM72 168V167H71ZM70 168V169H71ZM144 169V170H146V168L147 167H145V164H143V167L141 166V164H138V162H135V160H133V159H130V160H128V159H126L125 161H124V163L122 164V166L119 168V175L118 176H116V177H114L113 179H112V184L110 185V183L108 184V186H107V189L106 190H109L107 193H109L110 192V194L112 193L113 194V192H114V194H119L118 196H115L116 197V200L117 199H119L120 197H123L122 195H124V194H126L128 197L127 198H132L133 196H137V199H135L133 202H130V204L128 203L127 205L128 206H130L129 208H134L135 206H136V204L138 205V204H140V203H142V202H144V203H149V205H153V207L156 209V210H158V211H160V210H164L165 208H166V206L170 203V198H171V203L173 204L174 202H172L173 200L175 201L176 200V198H175V194H171L172 193V188L173 187H181L183 184H184V179H183V175L182 174H179V175H176V177H174V180L176 181L172 186H169V187H162V188H160V189H158V190H156V191H151V189L150 188H147V180L145 179V181H147V182H144V176H143V172H142V170H141V172H140V169ZM211 168V169H210ZM242 168V169H241ZM244 168H247L248 169V173H246V175H248V176H246L245 175V173L244 172H242L243 170H244ZM251 168V169H250ZM23 169H25V168H23ZM210 169V170H209ZM246 169V170H247ZM31 170H32V172H30V176H31V178L33 177H39L40 178V176H42V175H40V174H37L36 172H35V169H34V171H33V168H31ZM148 170V169H147ZM239 170H241V171H239ZM250 170H252V172L253 173H255V174H253ZM254 170V171H253ZM20 171H21V169H20ZM35 172V173H34ZM80 172V171H79ZM79 172L77 171V172H72L73 174H70L69 176H72L73 178H76L77 177V175L79 174ZM31 173H33V174H31ZM68 173V172H67ZM95 174V177H94V179H96V176H98L97 178H101V177H103L106 173H101V172H98L97 170H94V171H92L91 172V174ZM99 173V174H98ZM100 173H101V175H100ZM143 173V174H142ZM252 173V174H251ZM23 175V173H20L19 172V174L17 173V175H19V176H17L18 178L20 177V176H22ZM34 174H35V176H34ZM37 174V175H36ZM258 174V175H257ZM182 175V176H181ZM250 175V176H249ZM29 176V177H30ZM178 176L179 177H181V178H178ZM243 176V177H242ZM220 177V178H219ZM246 177V178H245ZM23 178H25V176L23 177ZM41 178H43V176L41 177ZM47 178H49V180L51 179V176H49V174H47ZM88 177H86V179H87ZM244 178V179H243ZM232 179V180H231ZM243 179V180H242ZM236 181V182H235ZM27 182V181H26ZM219 182V183H218ZM225 182V183H224ZM25 183V182H24ZM223 183V184H222ZM229 183V184H228ZM234 183V184H233ZM116 184V185H115ZM145 184V185H144ZM222 184V185H221ZM225 184H227V185H225ZM114 185H115V187H114ZM142 185V186H141ZM199 186V187H198ZM222 186V187H221ZM226 186V187H225ZM260 186V187H261ZM198 187V188H197ZM259 187V186H258ZM264 187H262V189H263ZM136 189V190H135ZM252 189V190H251ZM256 189V190H255ZM56 190V191H55ZM124 192H123V191ZM264 190V189H263ZM141 191H146V192H144V194H143V192H141ZM158 191H160V192H158ZM199 191V192H198ZM252 191H254V192H252ZM262 191V192H261ZM133 192V193H132ZM60 193H62V194H60ZM135 193H139V195L140 196H138V195H136ZM141 193V194H140ZM163 193V194H162ZM251 193H252V195H251ZM71 194V195H70ZM122 194V195H121ZM153 196H152V195ZM159 194H161L160 196H164L163 198L162 197H160L159 198ZM167 194V195H166ZM192 194L193 195H195L196 196V198L198 199V202H199V210L197 211V210H195L193 207V204H192ZM237 194V195H236ZM94 195H96V194H94ZM145 195H147V196H145ZM157 195V196H156ZM172 195H174V197L172 196ZM248 195V196H247ZM251 195V196H250ZM67 198H66V197ZM125 196V195H124ZM130 196V197H129ZM150 196V197H149ZM167 198H166V197ZM253 196V197H252ZM263 196V197H262ZM96 197V198H95ZM126 197V196H125ZM145 197V198H144ZM157 197V198H156ZM170 197V198H169ZM184 197V198H183ZM186 197V198H185ZM208 197V198H207ZM235 197V198H234ZM237 197V198H236ZM6 198V199H5ZM15 198L17 199L16 201L17 202H29V200L30 201H32V203H30V205L29 206H26V205H20V204H17V205H13L14 204V202H15ZM155 198V199H154ZM19 199V200H18ZM38 199H43L42 201H40L39 202V200ZM45 199V200H44ZM56 199V200H55ZM92 199V200H91ZM152 199H153V201H152ZM163 199V201L166 199V201L165 202H163V201H161ZM169 201H168V200ZM34 200V201H33ZM60 200V201H59ZM99 200H96V201H99ZM100 200V201H101ZM115 200V201H116ZM145 200H147V201H145ZM157 200V201H156ZM159 200V201H158ZM183 200H182V202H183ZM155 201V202H154ZM169 203H168V202ZM241 201H243V202H241ZM2 202V203H1ZM84 202V203H83ZM140 202V203H139ZM161 202V203H160ZM177 202H179V200L177 201L176 200V204H177ZM16 203V202H15ZM87 203V204H86ZM102 203V202H101ZM133 203H135V204H133ZM174 203V204H175ZM90 204H93V205H90ZM166 204V205H165ZM95 205H97V203H95ZM161 205H163L165 208H163V206H161ZM237 205V206H236ZM240 205H244V207H242V206H240ZM122 205L120 204V207H121ZM131 206H134V207H131ZM160 207H162L161 209H160ZM71 208V209H70ZM159 208V209H158ZM201 208H203V209H201ZM237 208V209H236ZM22 209V210H21ZM38 209V210H37ZM30 210V211H29ZM36 210V211H35ZM73 210V211H72ZM92 210V211H91ZM243 210V211H242ZM55 211H57V214H56V212ZM74 211H76V212H74ZM23 212H25L26 214L28 213V212H30L29 214H27V215H24V213ZM55 212V213H54ZM69 212H70V214H69ZM104 214H103V213ZM207 212V213H206ZM199 213V214H198ZM203 213H206L207 214V216H208V214L209 215H211V216H208V217H206L205 216V222L203 221V222H201V215L203 214ZM232 213V214H231ZM61 214V215H60ZM77 214H79V215H77ZM88 214V215H87ZM206 214H204V215H206ZM32 215V217H28V216H31ZM77 215V216H76ZM180 214H178V216H179ZM220 215V216H219ZM109 216H111L109 219H107V218H105V217H109ZM152 216V215H151ZM181 216V215H180ZM62 217V218H61ZM76 217H78V219L79 218H81V219H79V220H77L76 221V225H75V227L74 228H69V224H72V223H75V222H72V223H69L68 225L67 224H63V226L62 225H54V222H55V220L56 221H58V220H66V221H69V222H71V220H73V219H77ZM104 219H103V218ZM209 217H211L210 219H209ZM31 218V219H30ZM61 218V219H60ZM208 218V219H207ZM216 218V219H215ZM243 218H245V217H243ZM83 219V220H82ZM81 220V221H80ZM209 220H213V221H215V220H217L218 222H221V225H222V229H221V232H219V231H216L215 232V236L219 239H222L224 242H226V243H228V245L231 247V248H235L237 245L238 246H241L246 252H247V254L248 255H246V256H242L241 257V261L240 260H235L234 259V257H235V255H232V254H228L227 253V251L226 250H224V249H220V247H218V246H216V245H211L212 244V242H211V240L208 238V237H206V235H205V233H204V231H203V228H204V225L206 226V224H207V222L209 221ZM44 221V222H43ZM107 221V222H106ZM202 224H201V223ZM224 222V223H223ZM35 223V224H34ZM78 223V224H77ZM83 223V224H82ZM39 224V225H38ZM48 224V225H47ZM231 224V225H230ZM33 225V226H32ZM43 225V226H42ZM46 225V226H45ZM87 225V226H86ZM89 225V226H88ZM59 226V227H58ZM68 226V227H67ZM99 226H101V227H99ZM201 226V227H200ZM203 226V227H202ZM12 227H15V228H12ZM34 227V228H33ZM44 227V228H43ZM56 227V229H54ZM95 227H97V228H95ZM7 228H9L8 230H5V229H7ZM12 228V229H11ZM37 228V229H36ZM39 228H43V231L41 232L40 230H39ZM75 228H78V233H76L75 231ZM15 229V232H17V233H19V236H21V237H19V236H17V235H12V233H13V230ZM23 229V230H22ZM34 229V230H33ZM55 231H54V230ZM96 231H95V230ZM31 230H32V233H34V234H36L37 232H38V230H39V232H38V234H40L41 233V235H39L40 237H42V238H44L45 236H49V234H52L51 232L53 231V232H56L57 230H58V232H64V231H68V232H73V233H75L74 235L75 236H78V237H81L80 239H83L82 241L80 240H77L76 241V239L74 240L73 238H69V237H65V236H63V234H62V239L63 240H67L68 238V240H70L71 242H75L76 243V245H78V247H79V249H81V251H82V253H80V254H82L81 256H80V254H79V256L78 255H71V254H69V253H58V249H59V246H55L54 245V247L53 246H49L48 245V243H41L40 241V243L38 244V246L36 247L35 245H34V242H35V240H38V239H35V238H37L35 235H33V236H31L32 235V233H31ZM46 232H45V231ZM10 231V232H9ZM20 231V232H19ZM34 231V232H33ZM94 231V232H93ZM4 232V233H3ZM24 232V233H23ZM60 232V233H61ZM219 232V233H218ZM21 233H23V234H21ZM44 235H43V234ZM204 233V234H203ZM216 233H218V234H216ZM10 234V235H9ZM28 234V235H27ZM24 235V236H23ZM29 235H30V237H29ZM219 235H221V236H219ZM9 236V237H8ZM28 236V237H27ZM91 236H92V238H91ZM99 236V237H98ZM1 237H3L2 235H1ZM0 237V238H1ZM11 237V238H10ZM98 237V238H97ZM7 238H9V239H7ZM29 238V239H28ZM86 238V239H85ZM91 238V239H90ZM93 238H94V240H93ZM96 238V239H95ZM11 239V240H10ZM35 239V240H34ZM241 239V240H240ZM27 240V241H26ZM85 240V241H84ZM88 240H90V241H88ZM153 240H155V242L153 241ZM243 240V241H242ZM0 241H1V243H0V247H1V244L2 243H4V241H3V238H1L0 239ZM50 240H47V242H49ZM87 241V242H86ZM153 241V242H152ZM8 242V243H7ZM11 242V243H10ZM79 242V243H78ZM83 242H84V244H83ZM91 242V243H90ZM115 242H116V244H115ZM137 242V243H136ZM147 242V243H146ZM150 242H151V244H150ZM86 243V244H85ZM156 243L157 244V246H156V244L154 245V244ZM160 243V242H159ZM240 245H239V244ZM147 244H149V245H147ZM42 245V246H41ZM87 245V246H86ZM130 245V246H129ZM132 245V246H131ZM81 246H82V248H81ZM114 246V247H113ZM116 246V247H117ZM148 246V248H146ZM152 246V247H151ZM205 246H206V248H205ZM208 246V247H207ZM211 246H212V248H211ZM214 246H215V248H214ZM43 247V248H42ZM132 247V248H131ZM139 247V248H138ZM178 248V249H176V248ZM14 248V249H13ZM17 248V249H16ZM112 249V251H111V249ZM172 248L174 249V250H172ZM209 248V249H208ZM10 249V250H9ZM57 249V250H56ZM136 249V250H135ZM145 249V250H144ZM147 249V250H146ZM182 249V250H181ZM213 249H217L216 250V252L217 253H215L214 254V252L212 251ZM2 250V251H1ZM19 250V251H18ZM130 250V251H129ZM132 250H133V252H132ZM140 250L142 251V252H140ZM152 250V251H151ZM155 252H154V251ZM158 252H157V251ZM180 250V251H179ZM137 251L139 252V253H137ZM145 251V252H144ZM149 251V253H146V252H148ZM150 251H151V253H150ZM164 251H166V252H164ZM209 251V252H208ZM250 251V252H249ZM12 252V253H11ZM48 252V253H47ZM114 252V253H113ZM129 252V253H128ZM160 252V253H159ZM183 252V253H182ZM211 252V253H210ZM213 252V253H212ZM135 253V254H134ZM143 253V254H142ZM200 253V254H199ZM203 253V254H202ZM185 254H187V256L185 255ZM202 254V255H201ZM205 254V255H204ZM212 254H214V255H212ZM115 255V256H114ZM123 255V256H122ZM129 255V256H128ZM136 257H135V256ZM141 255H143V256H141ZM212 255V256H211ZM230 255V256H229ZM82 256H84V257H82ZM139 256H141V258L139 257ZM145 256V257H144ZM133 257V258H132ZM86 258V259H85ZM88 258V259H87ZM138 258V259H137ZM189 258V259H188ZM136 259V260H135ZM143 261H142V260ZM155 259V260H154ZM171 259V260H170ZM233 259V260H232ZM240 259V258H239ZM93 260V261H92ZM164 260V261H163ZM10 260H8V261H6V262H4V263H0V264H11L12 262L10 261ZM87 263H86V262ZM92 261V263H90V262ZM132 261V262H131ZM148 263H147V262ZM156 261V262H155ZM162 261V262H161ZM202 261V262H201ZM85 262V263H84ZM95 262V263H94ZM120 262V263H119ZM125 262V263H124ZM143 262V263H142ZM196 262V263H195ZM12 264H15V263H12Z\"/></svg>",
	"mask_w": 264,
	"mask_h": 264
}]
</instances>
